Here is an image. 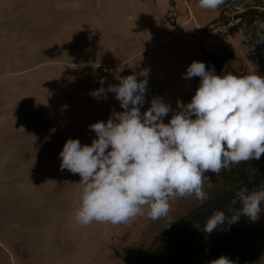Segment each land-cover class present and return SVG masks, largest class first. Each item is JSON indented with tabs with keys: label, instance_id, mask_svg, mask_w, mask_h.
I'll return each mask as SVG.
<instances>
[{
	"label": "rangeland",
	"instance_id": "1",
	"mask_svg": "<svg viewBox=\"0 0 264 264\" xmlns=\"http://www.w3.org/2000/svg\"><path fill=\"white\" fill-rule=\"evenodd\" d=\"M169 2L166 21L179 33L173 43L184 46V75L193 61L205 63L203 48L217 75L264 77L259 62L264 49L230 34L232 24L224 26L248 7L264 8V0H224L216 10L201 8L199 0ZM157 4L163 13L166 2ZM95 6L79 0H0V264H130L125 256L139 263L160 244L164 228L202 203L194 195L177 197L167 216L155 220L145 208L144 215L120 225L75 222L81 178L60 169L59 153L68 139L91 145L96 133L90 125L124 111L114 93L106 98L91 93L135 75L138 82L147 81L141 113L159 98L171 108L163 118L167 124L200 85L199 77L179 74L178 82L172 74L176 49L141 53L127 70L119 60L103 66L106 53L97 51ZM182 53L181 47L179 70ZM226 171L225 177L242 175L262 183L264 154ZM204 175L207 195L224 184L220 173ZM233 207L238 210L239 202ZM261 209L255 222L241 217L211 234L203 231L205 225L196 228L183 242L166 247L160 264H210L229 237L264 225V203ZM256 264H264V255Z\"/></svg>",
	"mask_w": 264,
	"mask_h": 264
},
{
	"label": "clouds",
	"instance_id": "2",
	"mask_svg": "<svg viewBox=\"0 0 264 264\" xmlns=\"http://www.w3.org/2000/svg\"><path fill=\"white\" fill-rule=\"evenodd\" d=\"M224 0H199L203 9L216 10ZM264 29V22H259ZM246 40L245 27L238 30ZM257 43L264 42L258 33ZM200 78L191 102L174 114L169 123L163 118L171 111L159 98L141 113L147 81L135 75L120 79L107 90L91 93L96 98L115 94L123 112L113 113L107 122H96L91 145L68 139L62 151L60 169L79 174L80 204L74 220L81 226L92 222L120 225L145 214L151 219L166 217L170 201L194 195L207 200L203 190L205 172L221 170L264 154V77L255 72L238 76L217 75L205 63L193 61L185 79ZM194 117V118H193ZM228 214L215 211L203 231L211 234L221 226L237 223L241 217L255 222L264 203V187L235 193ZM210 264H233L221 256Z\"/></svg>",
	"mask_w": 264,
	"mask_h": 264
},
{
	"label": "trees",
	"instance_id": "3",
	"mask_svg": "<svg viewBox=\"0 0 264 264\" xmlns=\"http://www.w3.org/2000/svg\"><path fill=\"white\" fill-rule=\"evenodd\" d=\"M259 22H264V8L248 7L243 12L236 13L234 18L231 21H227L224 26L232 24L229 27V32L232 35L239 34L238 30L241 27H245V36L264 49V42H256L258 33L264 35V29L259 28ZM202 54L206 66L211 70L210 57L203 51V48ZM259 62L264 66V55H261ZM226 172V169L220 172V177L225 180L222 187L207 195V200L203 201L186 216L164 228L160 234V244L149 250L142 261L135 263V256H125L123 257L124 260L130 262V264H160L164 259L166 247L183 242L196 228L204 226L207 219L215 211L221 210L228 214V210L233 206L232 201L235 199V193L242 187H247L249 190L259 186L264 187V181L262 183L254 182L245 177H240L242 175L225 177ZM263 255L264 225L247 232L245 235L229 237L221 251V256H226L233 261V264H256Z\"/></svg>",
	"mask_w": 264,
	"mask_h": 264
},
{
	"label": "crops",
	"instance_id": "4",
	"mask_svg": "<svg viewBox=\"0 0 264 264\" xmlns=\"http://www.w3.org/2000/svg\"><path fill=\"white\" fill-rule=\"evenodd\" d=\"M158 1L167 4L163 13L158 12ZM79 2L96 5L97 51L106 53L103 66H116L119 60L121 67L127 70L129 61L140 57L141 53L168 52L170 49H176V67L172 68V74H176L178 82L179 74L184 77V46H180L179 42L173 43L179 37V33L166 21V15L170 10L169 0H79ZM181 47L183 64L180 71ZM119 53L126 54V58H118ZM131 73L128 71V74Z\"/></svg>",
	"mask_w": 264,
	"mask_h": 264
}]
</instances>
